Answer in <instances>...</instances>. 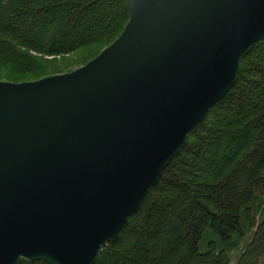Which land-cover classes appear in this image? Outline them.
Segmentation results:
<instances>
[{"label":"water","instance_id":"obj_1","mask_svg":"<svg viewBox=\"0 0 264 264\" xmlns=\"http://www.w3.org/2000/svg\"><path fill=\"white\" fill-rule=\"evenodd\" d=\"M84 63L0 79V264H92L264 35V0H126Z\"/></svg>","mask_w":264,"mask_h":264},{"label":"trees","instance_id":"obj_2","mask_svg":"<svg viewBox=\"0 0 264 264\" xmlns=\"http://www.w3.org/2000/svg\"><path fill=\"white\" fill-rule=\"evenodd\" d=\"M127 16L126 0H0V79L70 70ZM92 264H264V35Z\"/></svg>","mask_w":264,"mask_h":264}]
</instances>
